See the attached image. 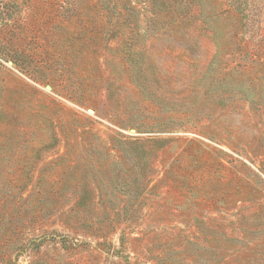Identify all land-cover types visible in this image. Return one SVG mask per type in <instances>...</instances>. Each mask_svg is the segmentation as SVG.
<instances>
[{"label": "rangeland", "instance_id": "1", "mask_svg": "<svg viewBox=\"0 0 264 264\" xmlns=\"http://www.w3.org/2000/svg\"><path fill=\"white\" fill-rule=\"evenodd\" d=\"M0 264H264V0H0Z\"/></svg>", "mask_w": 264, "mask_h": 264}]
</instances>
